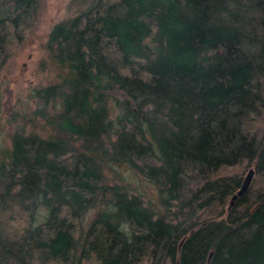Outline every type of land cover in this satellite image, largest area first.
I'll use <instances>...</instances> for the list:
<instances>
[{
  "label": "trees",
  "instance_id": "trees-1",
  "mask_svg": "<svg viewBox=\"0 0 264 264\" xmlns=\"http://www.w3.org/2000/svg\"><path fill=\"white\" fill-rule=\"evenodd\" d=\"M40 5L0 0V69ZM48 48L0 264H264V0H91Z\"/></svg>",
  "mask_w": 264,
  "mask_h": 264
},
{
  "label": "rangeland",
  "instance_id": "rangeland-1",
  "mask_svg": "<svg viewBox=\"0 0 264 264\" xmlns=\"http://www.w3.org/2000/svg\"><path fill=\"white\" fill-rule=\"evenodd\" d=\"M90 2L91 0H40L35 26L0 69V150L12 147L13 134L18 125L24 127L25 133L36 130L46 135L33 122L25 124L23 115H30L37 106V99L32 97L34 90L57 79L59 69L48 48L55 25L76 16ZM94 213L95 209H92L88 217H92Z\"/></svg>",
  "mask_w": 264,
  "mask_h": 264
}]
</instances>
